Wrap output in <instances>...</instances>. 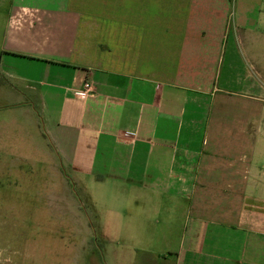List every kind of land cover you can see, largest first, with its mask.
Returning a JSON list of instances; mask_svg holds the SVG:
<instances>
[{
  "label": "crops",
  "instance_id": "0c3cea01",
  "mask_svg": "<svg viewBox=\"0 0 264 264\" xmlns=\"http://www.w3.org/2000/svg\"><path fill=\"white\" fill-rule=\"evenodd\" d=\"M260 47L264 0H0V69L13 84L6 99H25L34 133L91 216L89 185L112 210L126 196V239L135 225L151 234L150 214H165L153 234L173 245L134 264H264V165L241 124L211 122L227 95L226 51ZM214 125L235 130L227 143L236 152L254 153L204 154ZM201 173L218 178L209 182H219L217 206H195Z\"/></svg>",
  "mask_w": 264,
  "mask_h": 264
},
{
  "label": "rangeland",
  "instance_id": "374dc122",
  "mask_svg": "<svg viewBox=\"0 0 264 264\" xmlns=\"http://www.w3.org/2000/svg\"><path fill=\"white\" fill-rule=\"evenodd\" d=\"M231 58L235 62L232 69L241 70L239 78L231 74ZM224 65L219 84L227 95L213 109L211 122L234 128L241 124L244 139L256 151H239L254 153V163L264 165V48L228 50ZM11 89L12 82L0 69V107L4 105L0 108V264H134L143 251L162 253L165 245H173L153 234L155 228H164V213L150 214L147 229L151 234L135 225L128 229L132 236L126 239L125 195L123 205L116 206L120 210H112L107 195H97L98 187L89 185L98 218L91 216L89 201L68 177L64 163L34 133L31 124L36 117L25 99H6ZM215 127L204 154L231 157L239 152L227 143L234 139L235 130ZM200 175L195 206H217L219 192L214 190L219 182L217 188L209 182L216 183L218 178ZM128 203V207H138L132 199ZM173 219L175 223L181 220L180 216Z\"/></svg>",
  "mask_w": 264,
  "mask_h": 264
},
{
  "label": "built area",
  "instance_id": "2783aa9c",
  "mask_svg": "<svg viewBox=\"0 0 264 264\" xmlns=\"http://www.w3.org/2000/svg\"><path fill=\"white\" fill-rule=\"evenodd\" d=\"M91 88H92L91 82L85 81L83 83V89H82L83 91L88 92L89 90H91Z\"/></svg>",
  "mask_w": 264,
  "mask_h": 264
},
{
  "label": "flooded vegetation",
  "instance_id": "af4514ba",
  "mask_svg": "<svg viewBox=\"0 0 264 264\" xmlns=\"http://www.w3.org/2000/svg\"><path fill=\"white\" fill-rule=\"evenodd\" d=\"M1 210V209H0ZM28 220V219H27ZM29 221V220H28Z\"/></svg>",
  "mask_w": 264,
  "mask_h": 264
}]
</instances>
